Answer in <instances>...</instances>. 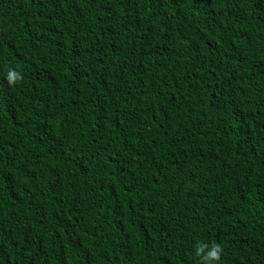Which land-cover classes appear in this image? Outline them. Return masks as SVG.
<instances>
[{
	"label": "trees",
	"instance_id": "trees-1",
	"mask_svg": "<svg viewBox=\"0 0 264 264\" xmlns=\"http://www.w3.org/2000/svg\"><path fill=\"white\" fill-rule=\"evenodd\" d=\"M214 243L264 264V0H0V264Z\"/></svg>",
	"mask_w": 264,
	"mask_h": 264
},
{
	"label": "clouds",
	"instance_id": "clouds-1",
	"mask_svg": "<svg viewBox=\"0 0 264 264\" xmlns=\"http://www.w3.org/2000/svg\"><path fill=\"white\" fill-rule=\"evenodd\" d=\"M23 76L14 70H10L7 75V82L10 86L17 84V82L22 81ZM207 249V251H206ZM223 249L219 244L209 245L202 244L197 247V255L203 257L205 264H212L214 261H219Z\"/></svg>",
	"mask_w": 264,
	"mask_h": 264
}]
</instances>
